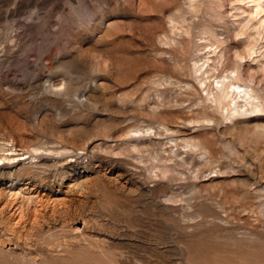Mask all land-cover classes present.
I'll return each mask as SVG.
<instances>
[{"label":"rangeland","instance_id":"1","mask_svg":"<svg viewBox=\"0 0 264 264\" xmlns=\"http://www.w3.org/2000/svg\"><path fill=\"white\" fill-rule=\"evenodd\" d=\"M0 264H264V0H0Z\"/></svg>","mask_w":264,"mask_h":264},{"label":"bare ground","instance_id":"2","mask_svg":"<svg viewBox=\"0 0 264 264\" xmlns=\"http://www.w3.org/2000/svg\"><path fill=\"white\" fill-rule=\"evenodd\" d=\"M12 44H13V40H12ZM16 45V44H15ZM221 85V84H220ZM234 90L235 91H232L233 93H240V91H239V87L238 86H236L235 88H234ZM242 91V90H241ZM221 92H222V94H223V96L222 97H226L227 95H228V91H226L224 88H223V86H221ZM243 92V96H245V95H247V93L245 92V91H242ZM242 94V93H241ZM243 98V97H242ZM246 98V97H245Z\"/></svg>","mask_w":264,"mask_h":264}]
</instances>
